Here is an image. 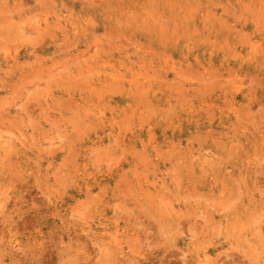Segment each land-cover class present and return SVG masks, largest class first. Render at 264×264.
<instances>
[{
    "label": "rangeland",
    "instance_id": "obj_1",
    "mask_svg": "<svg viewBox=\"0 0 264 264\" xmlns=\"http://www.w3.org/2000/svg\"><path fill=\"white\" fill-rule=\"evenodd\" d=\"M51 1L0 0V264H264V0Z\"/></svg>",
    "mask_w": 264,
    "mask_h": 264
},
{
    "label": "bare ground",
    "instance_id": "obj_2",
    "mask_svg": "<svg viewBox=\"0 0 264 264\" xmlns=\"http://www.w3.org/2000/svg\"><path fill=\"white\" fill-rule=\"evenodd\" d=\"M21 1V0H20ZM38 1V0H37ZM51 1V0H50ZM52 2V1H51ZM34 3H35V1H34ZM37 4V3H36ZM24 5V4H23ZM39 6H40V3H39ZM45 6V5H44ZM43 9H44V7H42ZM42 8H39V9H42ZM44 11V10H43ZM42 11V12H43ZM7 19V18H6ZM41 21V20H40ZM49 22V21H48ZM6 24H7V22H5ZM4 24V23H3ZM58 25H60V24H58ZM47 26H49V25H47ZM54 26V25H53ZM40 31V30H39ZM35 58V57H34Z\"/></svg>",
    "mask_w": 264,
    "mask_h": 264
}]
</instances>
